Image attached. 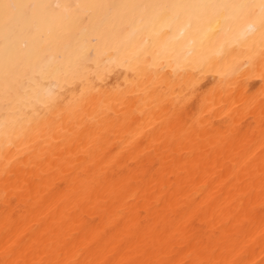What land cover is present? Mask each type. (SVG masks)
<instances>
[{
	"label": "bare ground",
	"instance_id": "6f19581e",
	"mask_svg": "<svg viewBox=\"0 0 264 264\" xmlns=\"http://www.w3.org/2000/svg\"><path fill=\"white\" fill-rule=\"evenodd\" d=\"M0 264H264V0H0Z\"/></svg>",
	"mask_w": 264,
	"mask_h": 264
}]
</instances>
